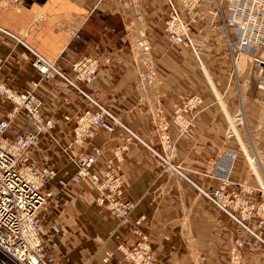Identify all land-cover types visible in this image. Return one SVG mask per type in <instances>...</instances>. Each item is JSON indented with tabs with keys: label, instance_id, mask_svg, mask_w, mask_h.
<instances>
[{
	"label": "crops",
	"instance_id": "crops-1",
	"mask_svg": "<svg viewBox=\"0 0 264 264\" xmlns=\"http://www.w3.org/2000/svg\"><path fill=\"white\" fill-rule=\"evenodd\" d=\"M223 7L226 11V1ZM215 8L212 0L194 24L195 33L211 44L201 63L188 47L168 40L166 0H140L138 4L128 0H24L19 7L0 2V24L57 59L60 67L71 71L70 62L86 53L108 56L102 61L95 94L159 149L163 146L160 122L171 119L191 94H201L205 101L196 113H184L185 122L192 120L188 127L182 129L172 122L169 128L176 145L174 161L192 180L174 170H162L160 159L143 142H128L116 165L125 180V195L138 201L129 220L121 222L99 205L97 190L88 183H72L62 190L55 184L46 222L56 220L63 230L46 242L58 264H129L118 244L136 238L134 221L141 215V229L160 264H264L260 240L236 249L238 261H234V239L246 233L199 189L220 183L215 170L233 153L231 177L235 182L228 185L229 190L256 185L255 176L264 169V72L245 53L234 61L222 15L208 14ZM229 31L236 36L233 25ZM139 38L151 44L157 60L152 78L139 72L141 49L135 44ZM0 53L5 58L0 75L15 87H27L39 77L33 55L24 44L14 39L7 43L0 37ZM259 54L264 58L263 45ZM39 93L47 113L57 119L54 131L63 143L70 142L74 119L66 116L74 118L88 105L87 100L74 88L55 81L44 80ZM10 106L0 99V116ZM128 135L121 126L112 132L101 128L91 142L101 144L107 156L125 144ZM35 154L40 162H53L60 176H70L75 169L74 162L46 133ZM249 198L262 199L258 192ZM258 230L264 236V228ZM107 252L112 254L103 262Z\"/></svg>",
	"mask_w": 264,
	"mask_h": 264
},
{
	"label": "built area",
	"instance_id": "built-area-1",
	"mask_svg": "<svg viewBox=\"0 0 264 264\" xmlns=\"http://www.w3.org/2000/svg\"><path fill=\"white\" fill-rule=\"evenodd\" d=\"M19 7L24 0H0ZM138 4L140 0H128ZM212 0H166L167 14L164 18V31L172 43L188 47L202 63L211 44L199 38L194 31V24L204 14V6ZM216 8L209 15H222L234 61L242 54L254 58L257 65L264 67V58L259 54L264 46V0H214ZM223 1L227 2L226 11ZM235 27L236 36L230 34L229 26ZM0 37L9 42L14 39L24 44L32 53V64L39 73L29 86L15 87L0 75V99L10 102L11 106L0 116V264H58L56 254L48 247L47 239L62 232L63 225L56 220L47 225L52 211V201L58 189H67L72 183L90 184L97 190V203L109 210L121 222L130 219L138 201L125 195V180L119 172L116 161L124 157L128 142L139 140L152 150L162 163V170H174L192 180L181 164L174 161L176 145L169 128L176 122L182 129L192 123L185 122L184 113H196L204 106L201 94L189 95L176 107L171 119L160 122L162 149L145 140L132 129L123 118L107 103L95 94V84L101 75V57L93 53L83 54L70 62L71 71L60 67L57 59L47 57L28 44L18 33L0 24ZM141 55L144 57L148 72L142 71L143 77L156 75V60L152 46L144 38L137 39ZM68 56V55H67ZM69 57V56H68ZM5 62L0 53V72ZM44 80L55 81L62 86H69L79 92L88 105L74 119L72 140L63 143L54 131L57 119L48 114L45 100L39 93ZM20 119L19 124L16 121ZM14 126V127H13ZM121 126L129 134L127 142L114 148L107 155L103 146L91 142L97 131L104 128L114 131ZM48 134L68 155L75 169L70 176H60L53 162H40L35 150L42 134ZM90 141V143H89ZM90 144L89 148L86 147ZM73 144L82 148L75 149ZM235 153L226 164L217 168L220 183L210 189L202 188V194L214 205L233 218L246 234L234 239V261H238L236 249L251 245L255 240L264 243V236L258 228H264V178L256 185L243 184L240 190H229L234 183L231 174L234 167ZM105 159L101 161V158ZM218 171V172H217ZM258 192L261 200H250L249 194ZM143 215L134 221L136 238L130 242L122 241L118 248L123 252L129 264H160L158 255L153 251L147 235L141 229ZM112 252H107L103 262L109 261Z\"/></svg>",
	"mask_w": 264,
	"mask_h": 264
},
{
	"label": "rangeland",
	"instance_id": "rangeland-1",
	"mask_svg": "<svg viewBox=\"0 0 264 264\" xmlns=\"http://www.w3.org/2000/svg\"><path fill=\"white\" fill-rule=\"evenodd\" d=\"M199 38L202 39V40L204 39V38H202V37H200V36H199ZM204 40H206V39H204ZM206 41H207V40H206ZM170 43H172V42H170ZM135 44L138 45V43H135ZM173 44H176V43H173ZM181 45H182V44H181ZM208 52H209V51H208ZM152 53H153V52H152ZM232 53H233V52H232ZM140 55H141V53H140ZM153 55H154V54H153ZM204 55H205V54H204ZM242 55H243V54H242ZM242 55H241V56H242ZM241 56H240V57H241ZM248 56H249V55H248ZM240 57H239V59H240ZM140 59H141V58H139V62H140ZM154 59L156 60L155 56H154ZM239 59H238V60H239ZM252 60H253V59H252ZM156 62H157V60H156ZM236 62H237V61H236ZM256 66L259 67V65H257V64L255 65V67H256ZM258 70H260V73H261V72L263 73V72H264V67H261V66H260V68H259ZM142 71H143V70H142V68L140 67V68H139V72H140V75L143 77L144 72L142 73ZM255 72H256V71H254V73H255ZM255 74H256V73H255ZM203 107H205V104H204V106H202L201 108H203ZM201 108H200V109H201ZM238 109H239V107H237L236 110L233 112L234 115L236 114V112H237ZM240 126H241V127H240ZM240 126H239V127H240V129H241L242 131H244V128L246 129V127H245V122H244V123H241ZM246 131H247V130H246ZM260 171H261V169H260ZM255 177L257 178V175H256ZM257 180H258V178H257ZM258 181H259V180H258ZM258 181H257V182H258Z\"/></svg>",
	"mask_w": 264,
	"mask_h": 264
},
{
	"label": "bare ground",
	"instance_id": "bare-ground-1",
	"mask_svg": "<svg viewBox=\"0 0 264 264\" xmlns=\"http://www.w3.org/2000/svg\"><path fill=\"white\" fill-rule=\"evenodd\" d=\"M143 55V54H142ZM142 55H141V65H142V70L144 71V72H148V69H147V66H146V64H145V62L143 61V59H144V57H142ZM145 60V59H144ZM202 63H203V61H202ZM155 76V74L153 75V76H149V77H147V78H152V77H154ZM252 166L254 167V165L252 164ZM255 169L253 168V171H254ZM255 172V171H254ZM261 174H259V173H257V178H258V180H262L263 178H264V169H262L261 171ZM256 173V172H255ZM199 189H201V187H199ZM201 191V190H200Z\"/></svg>",
	"mask_w": 264,
	"mask_h": 264
}]
</instances>
